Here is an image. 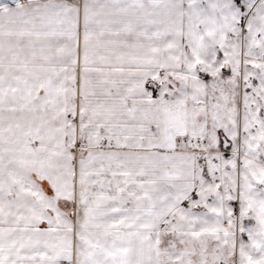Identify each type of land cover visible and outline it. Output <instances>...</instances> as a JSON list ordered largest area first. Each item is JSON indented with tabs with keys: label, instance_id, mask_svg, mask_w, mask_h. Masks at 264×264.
I'll return each instance as SVG.
<instances>
[{
	"label": "snow or ice",
	"instance_id": "snow-or-ice-1",
	"mask_svg": "<svg viewBox=\"0 0 264 264\" xmlns=\"http://www.w3.org/2000/svg\"><path fill=\"white\" fill-rule=\"evenodd\" d=\"M0 264H264V0H0Z\"/></svg>",
	"mask_w": 264,
	"mask_h": 264
}]
</instances>
